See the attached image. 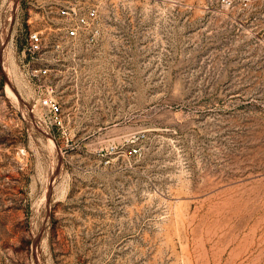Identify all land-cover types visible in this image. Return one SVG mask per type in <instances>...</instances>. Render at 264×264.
<instances>
[{
    "label": "rangeland",
    "instance_id": "rangeland-1",
    "mask_svg": "<svg viewBox=\"0 0 264 264\" xmlns=\"http://www.w3.org/2000/svg\"><path fill=\"white\" fill-rule=\"evenodd\" d=\"M0 33V264H264V0H0Z\"/></svg>",
    "mask_w": 264,
    "mask_h": 264
},
{
    "label": "built area",
    "instance_id": "built-area-1",
    "mask_svg": "<svg viewBox=\"0 0 264 264\" xmlns=\"http://www.w3.org/2000/svg\"><path fill=\"white\" fill-rule=\"evenodd\" d=\"M222 2L229 6L234 2H239L244 6H247L248 0H222ZM61 14L66 16L67 28L66 35L70 38L79 36L80 32L89 28L97 17L95 8H87L84 10H76L75 8L62 9ZM261 40L264 42V33L261 36ZM42 36L38 31H32L29 33L28 51L35 53L42 48ZM52 47H59V43H52ZM48 69H40L41 73H46ZM39 104L42 106L50 115L51 121L54 125H60L62 122L61 118V106L56 99L51 96H46L39 99Z\"/></svg>",
    "mask_w": 264,
    "mask_h": 264
},
{
    "label": "bare ground",
    "instance_id": "bare-ground-1",
    "mask_svg": "<svg viewBox=\"0 0 264 264\" xmlns=\"http://www.w3.org/2000/svg\"><path fill=\"white\" fill-rule=\"evenodd\" d=\"M12 1V0H11ZM17 2V1H16ZM10 8V7H9ZM13 10V9H12ZM9 11H11V10H9ZM12 12V11H11ZM10 12V13H11ZM6 22V21H5ZM7 24V23H6ZM5 26V25H4ZM6 27H7V25H6ZM5 28V27H4ZM5 31H7V30H5ZM7 33V32H6ZM5 33V34H6ZM0 35H1V33H0ZM7 37V36H6ZM6 37H5V39H6ZM3 39V38H2ZM1 44H4V43H2V41H1ZM7 44V43H6ZM1 47V46H0ZM5 47V46H4ZM5 49H6V47H5ZM7 51V50H6ZM1 53H2V50H1ZM8 53V52H7ZM5 61V60H4ZM2 62V61H1ZM8 90V89H7ZM60 168V167H59ZM60 171H61V169H60ZM56 172V171H55ZM61 173V172H60ZM46 174V173H45ZM58 174V173H57ZM54 176V175H53ZM55 178V177H54ZM57 178V177H56ZM36 207V206H35ZM35 210V209H34ZM35 213V212H34ZM38 213V212H37ZM36 239V238H35ZM37 260V259H36ZM35 263V262H34ZM39 264V263H38Z\"/></svg>",
    "mask_w": 264,
    "mask_h": 264
}]
</instances>
